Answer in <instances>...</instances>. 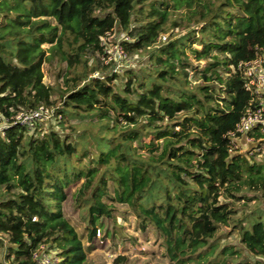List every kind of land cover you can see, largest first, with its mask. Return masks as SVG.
<instances>
[{"label":"trees","instance_id":"obj_1","mask_svg":"<svg viewBox=\"0 0 264 264\" xmlns=\"http://www.w3.org/2000/svg\"><path fill=\"white\" fill-rule=\"evenodd\" d=\"M169 25L185 33L162 42ZM116 31L129 38L120 42L128 55H149L123 78L101 60L103 39ZM263 45L264 0H0V251L8 261L33 264L44 249L61 264L87 262L63 213L68 189L84 179L77 200L90 241L113 218L109 197L131 209L141 231L159 233L172 264H264V210L239 216L233 206L264 201V159L256 160L260 146L238 152L231 136L242 137L252 99L239 66ZM54 58L66 63L64 88L44 82ZM41 107L54 109L61 127L89 121L93 131L74 141L40 121L15 123ZM232 232L242 248L221 246Z\"/></svg>","mask_w":264,"mask_h":264},{"label":"rangeland","instance_id":"obj_2","mask_svg":"<svg viewBox=\"0 0 264 264\" xmlns=\"http://www.w3.org/2000/svg\"><path fill=\"white\" fill-rule=\"evenodd\" d=\"M179 17V15L173 16L174 19L178 18V20ZM169 28L170 33L162 36V42H166L169 38V34L171 33L177 34L178 36L185 33V28L175 29L171 25H169ZM126 37L127 35L123 31H116L104 38L103 43L105 45V52L108 57H103V59L101 58L102 56L100 57L102 61L105 59L102 63H104V65L106 66L109 64V61L112 64H116L117 62L119 67L115 68V66L112 65L114 69L112 67L111 69L113 70V72L117 71V73L120 74L122 78L125 76V73H128L129 71L140 72L142 67L148 63L149 58L147 52L131 54L124 59L120 58L117 53L116 47H118V44H120L121 40ZM43 47L45 49L50 48L49 45H45ZM114 59H116V62L113 61ZM200 66H205V62H201ZM65 68L66 63L60 64L57 58H54L50 62L44 64L43 71L45 75V84L55 88H64V78L59 77V74H61V71ZM192 76L193 74L191 75V77ZM116 84L122 86V88L125 87V85H123L122 81L120 80L117 81ZM194 84H199V82H194ZM96 120L97 119H94L93 121ZM42 123L44 124L45 131H48L52 128L53 130L58 131L61 134H69L74 141L84 132H90V130L93 131L92 128L88 126L89 121H87L85 125H81L78 120H72L64 127H61L58 124L59 121L56 120V117L54 115V109H52V112L48 114V117L44 118ZM72 125L80 126L77 132L72 131ZM1 127L2 125H0V128ZM149 141L150 140H144L145 143H149ZM234 143L235 148L241 154L248 155L249 153H251L252 146L247 141L246 136L237 139ZM81 147H83V144H81ZM91 148L93 153H96V150L93 147ZM79 150H81L80 147ZM144 151L145 150H142L141 152ZM90 158H93V154L90 155ZM262 159H264V154L256 157L257 161H261ZM87 160L88 159L83 160V165L87 163ZM77 161V158H75L74 162ZM84 182L85 180L82 179L78 183L70 186L67 191L68 199L63 204V213L67 220L75 227L80 238L83 241L88 256L87 262L85 264H172V262L166 255L163 239L159 235V233L153 227H150L146 232L141 231L139 220L136 218L131 209H129L127 205L113 202L109 197H106L104 201L112 206L113 218L103 219L104 229L101 231V234L98 231L93 240L90 241L88 227L83 219V211L79 207V203L77 200L78 192L83 186ZM109 192L113 197L114 185L112 183H110L109 185ZM243 203L244 202L241 201L236 202L233 205L235 209H238L239 216H241L245 210L251 212L256 207L264 210V201L260 198L256 201L248 203L247 207H243ZM106 230H110L111 232L115 231L114 238H106ZM226 230L229 231L231 230V228H222L221 231L222 233H225ZM222 233L220 232V234ZM219 241L221 246L231 244L236 248H242L236 232H232V234L228 238L222 237V239H220ZM243 256L245 259H251L252 261L256 259L245 250H243ZM120 259H122V261L118 262V260ZM0 263L12 264L11 261H8L7 252L4 250L0 251Z\"/></svg>","mask_w":264,"mask_h":264},{"label":"built area","instance_id":"obj_3","mask_svg":"<svg viewBox=\"0 0 264 264\" xmlns=\"http://www.w3.org/2000/svg\"><path fill=\"white\" fill-rule=\"evenodd\" d=\"M125 39L129 40L128 37ZM116 49L120 58H127L128 54L120 44H118ZM115 60L116 59L113 61ZM108 63L110 64L111 62L109 61ZM116 67H119L117 62L115 64V68ZM239 69L244 75L246 88L251 93L252 99L245 115L238 125L237 132H239L242 137L246 136L247 141L251 145L260 146L255 151L262 155L264 154V136L257 139L255 137H249L248 134L253 131H258L264 135V45L257 47L255 58L241 63ZM50 112H52V109L41 107L39 110L20 114L15 123L27 125L32 128L34 123L38 121L42 122L44 118L48 117ZM3 128L4 126L2 125L0 131L3 130ZM231 136L234 142L240 139L236 138L235 134ZM253 150L254 148L252 151ZM61 261L57 252L45 251L43 249L35 254L33 264H61Z\"/></svg>","mask_w":264,"mask_h":264}]
</instances>
